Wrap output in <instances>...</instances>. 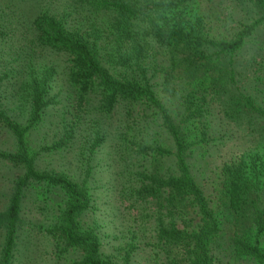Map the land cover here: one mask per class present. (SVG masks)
Instances as JSON below:
<instances>
[{
    "label": "trees",
    "instance_id": "obj_1",
    "mask_svg": "<svg viewBox=\"0 0 264 264\" xmlns=\"http://www.w3.org/2000/svg\"><path fill=\"white\" fill-rule=\"evenodd\" d=\"M197 2L200 17L193 22L187 17L190 0H80V5L62 7L59 0H50V8L33 16H25L20 7H10L13 16H8L15 30L32 36V47L66 58L62 79L70 91L65 97L73 94L88 111L105 117L113 118L124 108L132 114L137 108L141 124L160 120L164 139L147 132L148 125L135 148L121 142L117 196L123 214L140 228L133 242L137 239L144 247L147 264H222L217 253L224 240L236 258L264 264V102L260 97L264 86L248 72L261 60L255 55L239 60L253 37L264 30V0ZM87 4L95 16L88 26L89 18H80ZM218 8L232 9L228 16L237 18L232 22L238 29L230 36L222 35L228 18L219 19ZM67 12L72 16L64 15ZM73 14H80L75 23ZM216 25L219 35L213 29ZM260 42L258 50L250 49L264 53V40ZM154 57L161 58L163 88L170 92L179 86L188 94L181 115L171 110L159 96L157 83L146 76ZM59 80V72L50 66L28 74L23 82L27 124L13 119L0 100V126L13 135L16 146L14 152H0V158L24 170L5 214L1 264H13L27 190L33 185L42 194L54 192L61 198V210L44 236L56 247L81 253L82 259L72 264H135L133 246L120 260L105 255L99 230L85 224L84 216L95 201L87 180L76 182L65 172L38 168L28 137L57 102L54 90ZM71 133L66 132L68 138ZM215 134L250 146L221 160L209 190V184L198 183L192 160ZM106 137L98 138L92 153ZM64 146L56 142L47 150ZM134 152L147 164L142 170L134 163L124 164L128 157L137 160ZM43 188L47 189L41 192Z\"/></svg>",
    "mask_w": 264,
    "mask_h": 264
},
{
    "label": "rangeland",
    "instance_id": "obj_2",
    "mask_svg": "<svg viewBox=\"0 0 264 264\" xmlns=\"http://www.w3.org/2000/svg\"><path fill=\"white\" fill-rule=\"evenodd\" d=\"M30 1L20 4L12 0H0V92L1 104L8 109L9 115L13 119L27 124L28 108L27 101L24 99L23 82L32 70H42L46 66L55 67L59 72L60 83L54 90L57 102L49 110L44 121L36 126L29 133V145L37 153V164L41 171L65 172L76 182L87 180L94 195L95 201L93 208L84 216L86 225L96 226L100 232L103 241L102 251L105 255L120 260L129 255L133 246L135 250V264H147V255L143 254L144 247H140L134 232L139 234V227L135 225L130 216L123 214L124 208H120L117 188L119 185V171L121 170L120 161L121 142L125 141V146L134 147L140 140L141 133L149 125L147 132L155 138L164 139V130L160 127V120L156 117L155 123H140L137 108L130 114L127 109L122 113L111 118L103 116L97 111H88L80 99L71 94L67 84L63 81V71L66 68L67 60L65 57L53 54L40 47H32L31 37L15 30L9 21V15L13 16L9 10L12 7L17 10L18 7L25 9V16H33L39 11L47 10L51 7L48 3L50 0ZM61 7L73 3L80 5V0H59ZM83 4V3H82ZM81 4V5H82ZM197 0H190L187 4L188 19L193 22L200 17ZM86 5V4H84ZM226 5H229L227 3ZM80 14H73L71 22L75 23L76 18L80 16L81 20L88 17L86 25L88 26L92 19L95 18L87 6ZM179 8H184L180 6ZM219 9V19L227 21L226 33L223 36H230L235 31L232 22L237 19L235 16H228L229 11L225 8ZM210 14V13H208ZM64 15L72 16L70 13ZM104 18V17H103ZM101 18L100 21L103 19ZM15 20V19H14ZM25 21L27 25L30 21ZM100 23V22H99ZM221 23V21H220ZM218 26L213 28L215 34ZM228 28L229 31H228ZM24 32H26L24 30ZM258 36V34H260ZM250 41L249 46L239 56V60H250L252 56H257L260 63L254 68H248V72L256 83L264 86V66L262 59L264 53L251 50L254 46L256 50L261 46L264 40V30H260ZM31 46V47H30ZM148 66V63L146 62ZM140 76L141 71L138 73ZM146 76L156 82V90L159 96L175 113L181 115L184 107V101L188 94L179 86L168 92L163 88V66L161 58L154 57L146 71ZM255 84V83H254ZM253 85V84H252ZM17 89V90H16ZM16 90V91H14ZM20 93L21 99H19ZM261 100L264 102V93ZM60 103V105H59ZM96 104L92 105L93 107ZM182 117V116H180ZM179 120V119H178ZM149 123V124H148ZM132 126L133 130L126 127ZM137 127V128H136ZM137 129V130H136ZM69 131L72 138H68L66 132ZM100 136L106 137V141L101 147L96 148L92 153L93 147ZM109 139V140H108ZM209 143L205 149L200 148L194 153L193 170L198 183L209 184V190H212V180L219 171V164L223 158L237 152L238 149H248L250 143L246 141H228L224 137L215 134V137L208 138ZM58 142V145L65 143V146L58 151H48L47 148ZM110 145H108L107 143ZM107 144V145H106ZM238 145V146H237ZM16 149L13 135L5 128L0 126V152H14ZM128 154V151H127ZM137 154L134 156L137 159ZM141 166L147 164L143 160L131 161L128 157L124 164ZM24 176L22 168H16L8 165L0 158V264L2 257V247L5 239V214L8 210L11 197L14 193L16 181ZM38 185H33L27 190L25 199L24 212L22 214L21 235L18 240L17 251L13 264H72L82 259V254L69 250L63 245L56 247L47 237L44 236L46 230L55 221L56 216L61 210V198L54 192L45 191L47 188L36 191ZM127 206V203L124 205ZM134 214V213H133ZM141 240V239H140ZM224 240L221 248L218 250V257L222 264H248L246 260L235 257L230 251L229 246Z\"/></svg>",
    "mask_w": 264,
    "mask_h": 264
}]
</instances>
